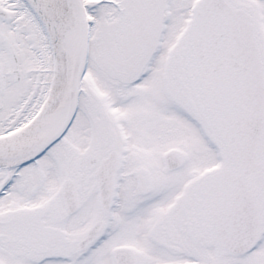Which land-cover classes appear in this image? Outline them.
<instances>
[{
    "label": "snow or ice",
    "instance_id": "1",
    "mask_svg": "<svg viewBox=\"0 0 264 264\" xmlns=\"http://www.w3.org/2000/svg\"><path fill=\"white\" fill-rule=\"evenodd\" d=\"M0 264H264V0H0Z\"/></svg>",
    "mask_w": 264,
    "mask_h": 264
}]
</instances>
